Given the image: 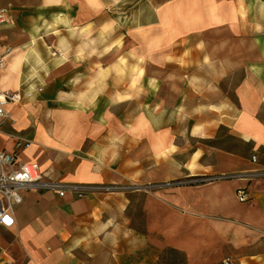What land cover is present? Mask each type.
Here are the masks:
<instances>
[{
	"label": "crops",
	"instance_id": "1",
	"mask_svg": "<svg viewBox=\"0 0 264 264\" xmlns=\"http://www.w3.org/2000/svg\"><path fill=\"white\" fill-rule=\"evenodd\" d=\"M8 5L0 91L34 95L7 106L0 151L43 183L96 190L21 191L0 264H124L144 247L264 264V0ZM205 177L223 178L191 184ZM136 196L144 236L130 227Z\"/></svg>",
	"mask_w": 264,
	"mask_h": 264
},
{
	"label": "built area",
	"instance_id": "2",
	"mask_svg": "<svg viewBox=\"0 0 264 264\" xmlns=\"http://www.w3.org/2000/svg\"><path fill=\"white\" fill-rule=\"evenodd\" d=\"M11 6L0 8V34L1 26L9 21ZM1 36V35H0ZM61 56L60 53H57ZM4 68V60L0 58V69ZM38 89L37 93H41ZM34 93L28 91H17L7 93L0 91V124L9 116L8 105H20L25 101L32 100ZM254 161L255 158L253 157ZM223 177H205L191 183L200 184L222 179ZM225 178V177H224ZM54 191L57 195L63 196L65 191L74 192L78 198L85 197V194L96 190L87 186H66L61 184L43 183L39 166L35 163H24L17 165L16 157L0 151V227L10 229L14 226L13 212L16 206L22 203L21 191ZM240 203L247 201L246 192L243 189L236 191ZM222 264H229L226 260Z\"/></svg>",
	"mask_w": 264,
	"mask_h": 264
},
{
	"label": "rangeland",
	"instance_id": "3",
	"mask_svg": "<svg viewBox=\"0 0 264 264\" xmlns=\"http://www.w3.org/2000/svg\"><path fill=\"white\" fill-rule=\"evenodd\" d=\"M149 49H137V72L138 75H140V73H142V71L144 70V67L146 66V64H144V54L145 52H149ZM148 59H153L150 55L147 56ZM147 70H155L158 71L160 70V65H147ZM237 83L236 80L233 81L234 84V88H235V84ZM138 86L143 87V81L142 80H138L137 81ZM154 88H156V83L155 85H153ZM141 203H142V198H140V196H136L134 198V200L132 201V208L129 211V216L131 217V223H130V227L132 229H134V231L136 232V234L138 236H144V229H143V212H142V207H141ZM158 258V259H157ZM161 258H164V261L167 260H171L173 261L174 264H183L182 263V258L178 255H173V254H164V255H159V253L156 252V250H154L151 247H144L140 250H136L134 252H131L130 255L126 256L124 259V264H143L144 261H148L147 263L150 264L153 261H156L157 263L159 262L162 263ZM159 260V261H158Z\"/></svg>",
	"mask_w": 264,
	"mask_h": 264
},
{
	"label": "trees",
	"instance_id": "4",
	"mask_svg": "<svg viewBox=\"0 0 264 264\" xmlns=\"http://www.w3.org/2000/svg\"><path fill=\"white\" fill-rule=\"evenodd\" d=\"M191 184H194V183H191ZM200 184H202V183H200ZM143 235H145V232H144V234ZM157 253H159V255H164V254H173V255H178V256H180L181 258H182V263L183 264H187L186 263V257H185V255L184 254H182V253H180V252H178V251H175V250H172V249H164V250H162V251H157ZM158 259V258H157ZM159 261V260H158ZM160 261H162V263H160V264H174L173 263V261H169V260H167V261H164V258H161V260ZM150 264H159V262L157 263L156 261H153V262H151Z\"/></svg>",
	"mask_w": 264,
	"mask_h": 264
}]
</instances>
